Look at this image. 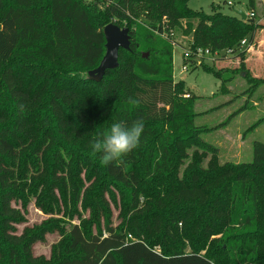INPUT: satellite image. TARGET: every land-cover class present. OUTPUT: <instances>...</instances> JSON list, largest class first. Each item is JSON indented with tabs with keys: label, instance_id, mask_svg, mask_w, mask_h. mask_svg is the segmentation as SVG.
Wrapping results in <instances>:
<instances>
[{
	"label": "trees",
	"instance_id": "obj_1",
	"mask_svg": "<svg viewBox=\"0 0 264 264\" xmlns=\"http://www.w3.org/2000/svg\"><path fill=\"white\" fill-rule=\"evenodd\" d=\"M189 1L0 0V262L41 264L27 251L29 247L21 253L22 239L8 233L19 216L15 206L18 193L25 190L22 178L32 172L26 170L27 164L51 155L61 167V150L73 153L71 145L93 141L113 123L142 120L140 146L121 161L102 165L107 178L128 190L131 210L141 220L124 232L109 222L95 233L72 224L65 253L56 264H225L216 259L217 249L202 254L189 243L188 232L183 239L174 233L188 217L184 210H178L169 225L168 216L148 217V207H140L146 187L160 176L178 173L180 158H187L191 145L203 149V155L194 151L190 170L178 178L172 199L206 210L204 224L195 229L204 239L215 226L235 233L238 240L226 242L228 264H264L259 263L264 254V143H253L251 162L217 161V148L201 139L207 129L195 125L196 98L183 81L174 80L173 45L160 35L166 28L183 29L192 35V51L233 49L217 61L236 58L238 68L196 65L190 60L194 65L190 72L200 69L211 74L221 81L222 94L229 92L235 74H243L251 97L264 79L246 69L248 50L236 48L244 38L248 48L259 26L253 19L243 21L217 8L211 15L193 11ZM109 24L129 29L130 50L120 49L118 67L95 83L87 73L105 54L103 29ZM146 52L147 58L142 57ZM185 94L190 97L184 98ZM130 97L138 101L136 106L128 104ZM208 153L212 157L203 170L205 159L198 161ZM198 170L207 173L200 175ZM158 205L162 210L160 201ZM158 233L168 244L150 240ZM187 246L191 251L185 250Z\"/></svg>",
	"mask_w": 264,
	"mask_h": 264
},
{
	"label": "rangeland",
	"instance_id": "obj_2",
	"mask_svg": "<svg viewBox=\"0 0 264 264\" xmlns=\"http://www.w3.org/2000/svg\"><path fill=\"white\" fill-rule=\"evenodd\" d=\"M188 7L207 15H211L214 8L228 16H236L239 11L245 15L253 12L252 23L259 27L254 34L253 42L248 48H243L244 51L248 50L246 59L248 61L245 64L253 77L264 79V0H252L251 6L249 0H190ZM191 24L194 29L196 21ZM250 37L251 34L248 35V38ZM161 38L169 40L174 48V80L183 81L186 90L196 98L194 111L198 116L195 125L207 129L200 134L201 139L217 148L216 158L220 164L236 165L251 162L253 143H264V85L257 87L250 97L246 92L249 85L244 75L235 74L228 83L229 92L222 94L219 92L221 81L211 74L200 69L181 72L182 51L191 46L192 35L185 34L183 29L174 28L169 39L162 36ZM202 62L208 66L227 69H236L239 65L236 58L224 61L202 59L200 63ZM91 143L92 141H88L71 145L73 153L66 154L61 150V167L54 163L51 155L41 158L38 164L36 162L27 164L26 170L33 173L30 172L31 174L22 178L25 190L18 193L15 206L19 216L11 223L8 233L22 239V244L18 246L19 251L23 253L24 248L29 247L26 249L38 260L37 263L56 264L61 259L65 253L66 234L72 224L79 225L86 232L95 233L109 222L117 231L124 232L142 218L131 210L128 190L107 178L102 172L100 154H92ZM196 150L203 155V149L191 145L186 151L187 158H180L183 161L180 160L182 163L178 173L172 171L168 175L160 176L146 187L140 207H148L150 210L148 217L150 213L168 216L169 225L174 224L172 218L176 212L184 210L188 217L183 227L174 233L183 239L184 233L188 232L189 243L195 248L202 249V254L217 249L216 259H222L228 264L230 253L227 251L226 242L234 238L238 240L235 233H228L226 227L220 229L215 226L214 233L204 239V236L199 234L200 230L195 229L197 226L200 229L204 224L206 210L194 204L184 206L171 196L178 178L188 174L190 170L188 165L191 159L194 161ZM211 157L212 154L208 153L199 158L198 162L205 159L204 163L201 162L203 170L207 169ZM177 158L175 156V159ZM138 164V161L134 163L136 166ZM55 171L57 174H54ZM196 172L200 175L207 173L201 170ZM168 191L170 196L166 195ZM159 201L163 205L162 210H158ZM100 215L102 217L98 218ZM209 222L212 223V220ZM150 240L157 245L168 244L167 240L165 242L161 239L159 233ZM185 250L191 251L190 246ZM260 257L259 263H263L264 254ZM0 264L8 263L4 259Z\"/></svg>",
	"mask_w": 264,
	"mask_h": 264
},
{
	"label": "clouds",
	"instance_id": "obj_3",
	"mask_svg": "<svg viewBox=\"0 0 264 264\" xmlns=\"http://www.w3.org/2000/svg\"><path fill=\"white\" fill-rule=\"evenodd\" d=\"M128 104L136 106L138 101L130 97ZM143 132L144 122L142 120L133 121L130 125L124 122L113 123L107 131L93 138L90 144L92 154H100L102 165L121 161L123 157L140 146Z\"/></svg>",
	"mask_w": 264,
	"mask_h": 264
},
{
	"label": "water",
	"instance_id": "obj_4",
	"mask_svg": "<svg viewBox=\"0 0 264 264\" xmlns=\"http://www.w3.org/2000/svg\"><path fill=\"white\" fill-rule=\"evenodd\" d=\"M241 20H246V15L239 11L236 13ZM103 34L105 38V54L101 59L98 67L87 73L89 81L99 83L108 70L118 67L119 50H130L131 36L128 28H120L115 24H109L104 27ZM145 53L142 57L147 58Z\"/></svg>",
	"mask_w": 264,
	"mask_h": 264
},
{
	"label": "built area",
	"instance_id": "obj_5",
	"mask_svg": "<svg viewBox=\"0 0 264 264\" xmlns=\"http://www.w3.org/2000/svg\"><path fill=\"white\" fill-rule=\"evenodd\" d=\"M228 4H230V3H228ZM253 18H254L253 12H248L246 14V19H253ZM171 34H172V29L166 28V29H163V33L160 35L164 38L169 39ZM247 44H248V40L246 38H244L243 40H241L239 48H236V49L237 50L242 49V48L246 47ZM233 52H234L233 49H225V50H221V51H211L208 48H197V49H194L192 51L190 49V47L184 48V50L182 51L181 72H184V73L190 72L192 67H194V65L193 66L191 65L190 60H193L194 64L196 62V65H199V63L202 59H210L211 61H217V60H221L225 56L231 55ZM183 97L189 98L190 95L185 94Z\"/></svg>",
	"mask_w": 264,
	"mask_h": 264
},
{
	"label": "crops",
	"instance_id": "obj_6",
	"mask_svg": "<svg viewBox=\"0 0 264 264\" xmlns=\"http://www.w3.org/2000/svg\"><path fill=\"white\" fill-rule=\"evenodd\" d=\"M254 40V39H253ZM248 60H246V62H247Z\"/></svg>",
	"mask_w": 264,
	"mask_h": 264
}]
</instances>
